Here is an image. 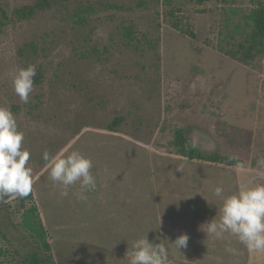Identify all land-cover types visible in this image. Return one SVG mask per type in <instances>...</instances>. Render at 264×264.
Listing matches in <instances>:
<instances>
[{"label":"rangeland","instance_id":"1","mask_svg":"<svg viewBox=\"0 0 264 264\" xmlns=\"http://www.w3.org/2000/svg\"><path fill=\"white\" fill-rule=\"evenodd\" d=\"M38 1L0 0V18L10 17L0 31V105L25 133L34 178L32 200L0 203V264L47 253L24 222L33 205L55 264H129L145 236L169 247L168 264H242L228 241L210 249L201 229L222 200L202 183L208 167H183L195 161L173 140L183 130L205 151L244 163L264 155V53L245 65L220 49L244 41L264 0H47L32 18L14 16ZM28 65L37 74L24 104L12 74ZM71 150L94 164L86 201L79 184L63 197L48 177L44 152ZM183 234L188 246L177 251L169 243Z\"/></svg>","mask_w":264,"mask_h":264},{"label":"clouds","instance_id":"2","mask_svg":"<svg viewBox=\"0 0 264 264\" xmlns=\"http://www.w3.org/2000/svg\"><path fill=\"white\" fill-rule=\"evenodd\" d=\"M36 74L35 65L20 68L12 74L14 91L24 104L29 103ZM24 140L25 133L19 129L17 116L10 107L0 105V203H6L12 197H29L34 190L31 154L23 147ZM43 160L49 169V179L54 185L62 187L61 196L68 197L69 190L79 184L77 198L86 201V194L95 189L97 181L93 161L80 151L71 150L67 154L59 152L55 155L45 151ZM236 167L243 168L246 164L240 162ZM256 170L264 173V155L257 158ZM213 195L222 200V205L215 218L202 226L201 230L207 237L211 235L224 240L225 234H229L236 237L249 252H264V184L227 196L224 195L223 186H217ZM188 241L189 236L183 234L169 244L179 251L187 248ZM131 248L132 251L126 253L129 264H168L169 247L161 241L150 242L145 236L133 241ZM225 250L230 253L236 251L230 246H226Z\"/></svg>","mask_w":264,"mask_h":264},{"label":"trees","instance_id":"3","mask_svg":"<svg viewBox=\"0 0 264 264\" xmlns=\"http://www.w3.org/2000/svg\"><path fill=\"white\" fill-rule=\"evenodd\" d=\"M49 6L50 3L47 0H39L33 6H26L16 10L14 12V16L21 20L29 19L34 17L38 11H43ZM2 15L3 16L0 18V31L8 24L10 19V17H8L5 12H2ZM247 19V31H245L244 41L239 43L235 49H224L220 47L221 51L224 52L223 54H226L232 59L237 60L245 65L252 63L264 53V7L260 6L252 9ZM35 48L36 47L33 45L34 51ZM35 81L38 84L42 83L40 74H38ZM115 124H119V121H117V123L115 122ZM109 130L116 132L114 126H110ZM173 146L175 147L176 154L178 156L188 160L202 161L226 166L237 165V163L243 162L237 158L234 159V157L219 155L215 151H205L201 149L191 141V139L183 130H177L175 132ZM29 198L32 200V195H30ZM24 222L37 241L39 243H43L44 250L47 252L45 253L46 255H40L38 252L34 253L31 256V264H55L53 255L51 253V245L47 240L46 229L38 213V208L35 205L27 209Z\"/></svg>","mask_w":264,"mask_h":264},{"label":"crops","instance_id":"4","mask_svg":"<svg viewBox=\"0 0 264 264\" xmlns=\"http://www.w3.org/2000/svg\"><path fill=\"white\" fill-rule=\"evenodd\" d=\"M199 162H202V161H195V162L190 163L189 165L183 164V167L185 168H187V166H195V168L196 166L201 167L202 165ZM203 163L208 168L204 170L200 169L202 177H203L202 183H206L207 185L212 187L213 190L217 186H223L224 191L226 192V196L234 194L246 188H251L259 184H264V173L258 172L256 170V160H252L249 163H245L246 167H243V168L236 167V165L226 166V165L213 164V163H208V162H203ZM194 179L198 180V177L191 176V179L189 182H192L194 184ZM203 194L206 195V192H204L203 189L202 190L200 189V196L204 200L209 199V197L205 198ZM217 214H218V209H214L212 214L209 217H204V216H201V217H204L207 220L208 219L212 220L213 218H215ZM215 239L216 238L214 236H211V238L209 239L210 249H214V250L219 249L217 248V244L219 243L221 244V243H224L225 241H228L229 242L228 244L230 245V247L236 250L234 254H236L238 257L242 253V251L244 252L243 254L244 258H243V261L241 262L242 264H246L247 262L249 263L250 260H254V258L264 259V252H259V253L249 252L248 249L245 248L242 244H240L237 238L234 236L225 234L224 240H218V239L215 240ZM238 257H234V258H238ZM261 263L264 264L263 262Z\"/></svg>","mask_w":264,"mask_h":264}]
</instances>
